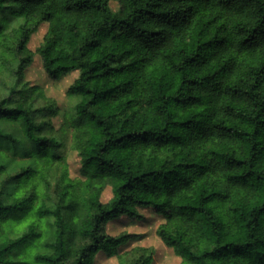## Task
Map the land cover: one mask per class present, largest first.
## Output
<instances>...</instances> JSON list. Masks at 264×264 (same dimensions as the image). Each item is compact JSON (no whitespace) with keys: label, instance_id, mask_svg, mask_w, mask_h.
<instances>
[{"label":"clouds","instance_id":"clouds-1","mask_svg":"<svg viewBox=\"0 0 264 264\" xmlns=\"http://www.w3.org/2000/svg\"><path fill=\"white\" fill-rule=\"evenodd\" d=\"M95 5L104 6V0H0V264L19 261L25 249L38 246L39 236L26 233H40L39 226L49 219L54 220L47 229L49 243L59 246L63 240L65 248L73 249L63 264H264V213L227 207L242 191L249 193L247 204L251 188L240 185L254 184L255 177L234 175L233 153L214 151L228 144L237 149L235 156L241 155L239 142L213 126L231 119L229 96L214 95L212 88L219 87L208 82L191 92L186 88L182 100L193 94L213 99L203 116L186 125L175 123L184 119L186 108L174 100L159 110L149 107L141 91L134 99L139 103L127 111L122 108L128 96L93 100L95 93L88 89L97 87L89 79L94 51L86 42L97 40L111 51L112 36L129 32L119 18L114 26L112 4L108 12H97ZM65 19L82 35L74 46L77 59L62 64L55 57L63 52L55 51L52 42L72 51L59 39ZM223 22L220 48L233 55L246 45L264 51V0H230ZM143 27L136 31L150 48L173 35L166 28L153 37ZM42 30L47 35L34 48ZM245 81L234 83L250 89L255 82ZM257 91L264 100V85ZM105 103L122 108L114 116L101 115ZM258 112L249 109L250 115ZM258 171L264 172V157ZM108 186L112 195L107 200L93 204L86 199L92 187ZM200 193L210 201L204 204L207 216L182 206L189 199L198 202ZM28 220L33 227L18 232L17 225ZM148 240L152 243H142Z\"/></svg>","mask_w":264,"mask_h":264},{"label":"trees","instance_id":"trees-1","mask_svg":"<svg viewBox=\"0 0 264 264\" xmlns=\"http://www.w3.org/2000/svg\"><path fill=\"white\" fill-rule=\"evenodd\" d=\"M143 2L144 0H104V6L95 5L97 12H108L107 5L112 4L116 10V17L113 18L114 26L116 18H119L118 22L121 25L126 24L129 28V32L116 33L112 36L114 47L111 51L106 50L97 40L86 42L94 51V75L89 79L94 80L97 87L88 89L89 94L95 93L92 99L100 97L108 101L114 94L117 98L120 95L130 97L125 101L123 108L120 104L105 103L100 114L114 116L118 108L124 111L135 108L136 103H139V100H135L134 103L135 94L141 91L147 93L148 98L144 103L149 107L155 106L159 110L174 100L186 108L183 113L184 119L175 121L176 124L186 125L203 116L207 106L213 103V99L206 101L204 97L193 94L182 100L185 89L191 92L203 82L218 86L219 91L213 87L212 92L214 95L229 96L226 113L231 119L213 126L226 129L230 134L226 139L239 142L237 148L241 149V155L235 156L237 149L228 144H222L214 151L217 155L233 153L232 159L236 161L234 175L255 177L254 184L240 185L241 189L251 188V199L247 204L245 197L249 193L242 191L237 199L227 204V207L231 212H238L241 206H245L250 215L255 214L257 209L260 213H264V189H262L264 172L258 171L261 159L264 157V119L260 118L264 115V106H262L264 100L260 99L261 93L257 91L264 85V51L258 46L246 45L233 55L227 48L219 47L225 39L221 35L222 30L225 29L223 15L229 10L230 0H163V3L161 0H150L147 6H142ZM117 4L118 8H116ZM67 10L72 11L73 6L68 5ZM129 17L132 18L131 21ZM141 17L144 18L143 21ZM141 23L144 24L143 31L151 32L153 37L158 36L166 28L172 29L173 35L170 40L165 39L163 43L155 44L150 48L139 39L141 33L136 31ZM64 25L65 28L59 39L72 51L60 49L55 39L52 42L56 44L55 51L63 52L62 55L55 57L62 64L69 57L73 60L77 59L73 56L74 46L82 35L75 31L77 25L72 24L68 19H65ZM3 30L4 26L0 25V31ZM55 31L53 27V32ZM46 35L47 33L43 40ZM8 38H11V34ZM52 44H49L48 48H51ZM48 48L45 49L46 53ZM145 50L152 55L143 54ZM134 74L136 78H131ZM245 77L255 81L250 89H242L238 86V83L246 82ZM249 109L253 112L259 109V112L253 116L249 114ZM43 183L46 184L47 181ZM106 188L98 190L92 187L86 194V199L93 204L103 200ZM81 195L85 196L84 193ZM213 195L217 194L213 193ZM206 202L210 201L200 193L198 202L189 199L187 203L182 202V206L198 208L207 216L210 210L204 207ZM253 218H256L255 215ZM52 223H54L52 219L43 222L39 226L40 233H26L38 235L40 244L37 246L34 243L25 249L27 255L19 261H12L11 264H63L64 261L70 260L73 249L65 248L63 240L59 246L49 243L51 234L47 229ZM33 224V220H28L24 224L17 225L16 230L23 233L25 229L33 227ZM20 239H24V236ZM8 247L11 248L12 244L10 243ZM224 247L228 245L225 244ZM4 251H7V248ZM49 252L58 254L53 256L49 255ZM205 255L208 253L206 252ZM212 260L222 262V257L213 256Z\"/></svg>","mask_w":264,"mask_h":264},{"label":"rangeland","instance_id":"rangeland-1","mask_svg":"<svg viewBox=\"0 0 264 264\" xmlns=\"http://www.w3.org/2000/svg\"><path fill=\"white\" fill-rule=\"evenodd\" d=\"M45 31L42 30L41 33L39 34V36L35 37L33 40V47L35 48L37 46V44L43 40V37L45 35ZM112 195V189L110 186H108L103 194V200H107L108 198H110ZM142 243H152L151 240L148 241H143Z\"/></svg>","mask_w":264,"mask_h":264}]
</instances>
